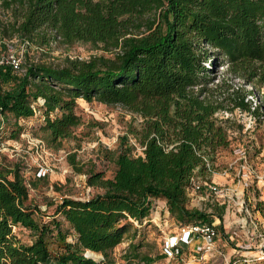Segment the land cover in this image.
<instances>
[{
    "label": "trees",
    "instance_id": "1",
    "mask_svg": "<svg viewBox=\"0 0 264 264\" xmlns=\"http://www.w3.org/2000/svg\"><path fill=\"white\" fill-rule=\"evenodd\" d=\"M0 14L6 17L0 18V31L24 43L44 46L58 39L68 46L118 50L114 60L29 62L20 76L4 67L0 117L18 123L39 108L47 142L59 146L82 125L80 100L121 106L143 118L135 137L144 148L137 154L124 140L118 153L108 152L113 177L95 168L87 173L89 186L103 192L84 201L64 199L55 213L61 219L49 222H39L37 209L27 204L29 189L20 170L0 164V264H99L86 251L107 257L134 223L143 225L158 199L179 223L222 218V209L211 214L189 209L187 190L229 145L217 113L264 115L258 91L264 87V0H0ZM219 62L252 88H233L229 106L209 88ZM70 161L76 165L75 156ZM17 227L34 234L32 243L16 235ZM129 237L126 264L157 261L140 254L141 244ZM51 241L58 243L55 252Z\"/></svg>",
    "mask_w": 264,
    "mask_h": 264
},
{
    "label": "rangeland",
    "instance_id": "2",
    "mask_svg": "<svg viewBox=\"0 0 264 264\" xmlns=\"http://www.w3.org/2000/svg\"><path fill=\"white\" fill-rule=\"evenodd\" d=\"M0 18L6 21V17L2 14ZM117 51L96 48L83 43L68 46L58 39L50 40L49 45L39 46L32 42L24 43L16 36L8 37L0 31V59L9 60L15 57L21 60L23 66L29 62L59 65L66 58L84 61L114 60ZM222 65L221 62L218 63L215 69L218 76L210 83L209 88H212L215 97L229 106L228 94L233 88L245 87L247 90L252 88L249 85H243V81L226 73ZM17 74L22 75V73ZM12 87V84L6 86L8 89ZM258 91L263 97L261 104L264 114V87ZM249 99L254 105L259 103V100L252 96H249ZM77 112L82 118V125L75 128L73 136L64 140L59 146H51L47 142L46 134L41 130L44 116L39 108L34 117L20 120L18 123L12 117L8 119L0 117L2 122L0 164L5 170H20L29 189L27 204L37 209L35 216L39 222H49L55 216L57 206L64 199L81 200L102 193L101 189L89 186L87 173L91 168H95L96 171L105 172V178H112L115 168L106 154L118 153L120 147L126 143L123 142L124 140L135 146L137 154L142 153V146L135 137L142 130L141 116L121 106H107L97 101L88 103L84 100L79 101ZM225 112L217 113L216 117L226 129L229 145L219 149L215 161L211 163L209 173L204 177H198L208 178L223 187L233 185L234 178H264V115L260 119H255L239 109L234 112ZM72 156L76 158L75 166L70 161ZM244 164L247 167L242 170ZM40 170H44L41 172L46 175L39 176ZM245 191L247 198H253L255 216L264 223L263 184L259 183ZM165 202L161 199L155 200L151 215L155 217L156 222L148 221L139 226L134 223L128 238L107 257L102 253L95 254L103 258L105 264L126 263L125 253L131 242L129 236L134 235V244H141L139 253L157 259L154 264H181V260L161 258L165 234L160 228H168V232L175 231L178 224L177 219L168 212ZM188 208L208 214L215 211L221 212L222 209V218L216 215L213 220L216 222L220 219V227L222 226V231L227 237L233 232L235 221L243 217L237 214L238 208L235 202H218L216 198H208L203 193L191 196L188 200ZM168 213L169 218H167ZM58 218L61 219V217ZM64 228H69L66 223ZM15 233L24 243L30 244L34 240V234L22 227L15 228ZM221 244L224 245L223 242ZM234 247L235 244L226 245L222 249L225 253L231 254ZM50 248L55 252L58 249V243L51 241ZM211 263L223 264V260L216 258L212 259Z\"/></svg>",
    "mask_w": 264,
    "mask_h": 264
},
{
    "label": "built area",
    "instance_id": "3",
    "mask_svg": "<svg viewBox=\"0 0 264 264\" xmlns=\"http://www.w3.org/2000/svg\"><path fill=\"white\" fill-rule=\"evenodd\" d=\"M8 65L17 73H24L25 71L21 60L11 57L9 60L0 59V72ZM141 149L143 151L144 148ZM240 153H242V150H240ZM246 167L247 165L244 164L242 170ZM41 171L44 170H40L41 174L39 176L46 175V173L42 174ZM259 183L264 186V178H234L233 185L225 187L214 183L208 178H192L191 185L187 190L189 198L203 193L208 198H216L218 202H235L238 208L237 214L243 217L235 221L234 230L228 237L223 233L222 226L220 227V219L213 223L201 221L178 222L175 231L171 230L169 232L168 228H160L165 234L162 255L168 259L181 260V264H212L211 260L216 258H222L223 264H236L240 261L249 264L264 262V223L258 220L254 214L253 198H247L245 195V190L254 188ZM90 198L85 197L81 200L84 201ZM169 217L170 214L168 213L167 218ZM149 218L145 219L143 224L148 221L156 222L153 215H151V220ZM136 224L138 225V223ZM235 237L238 239L236 240ZM68 241L75 243V236H69ZM233 244H235V247L232 249L231 254L225 253L222 249L223 246ZM90 253L92 252L86 251L85 256L99 264H105L103 258L90 255Z\"/></svg>",
    "mask_w": 264,
    "mask_h": 264
},
{
    "label": "crops",
    "instance_id": "4",
    "mask_svg": "<svg viewBox=\"0 0 264 264\" xmlns=\"http://www.w3.org/2000/svg\"><path fill=\"white\" fill-rule=\"evenodd\" d=\"M166 203V202H165ZM166 205V204H165Z\"/></svg>",
    "mask_w": 264,
    "mask_h": 264
}]
</instances>
